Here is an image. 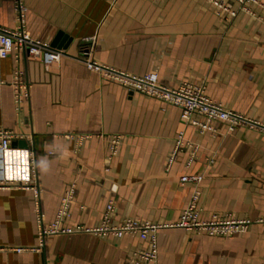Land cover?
Segmentation results:
<instances>
[{
	"label": "crops",
	"instance_id": "obj_1",
	"mask_svg": "<svg viewBox=\"0 0 264 264\" xmlns=\"http://www.w3.org/2000/svg\"><path fill=\"white\" fill-rule=\"evenodd\" d=\"M26 5L32 36L50 45L58 38L57 45L78 59L45 67L22 55L20 67L31 89L21 116L11 86L15 57L0 62L5 82L0 128L31 135L0 150V264H134L133 254L150 248L135 235L82 232L49 235L37 249L34 194L27 184H39L48 225L72 185L76 197L64 227H100L111 203L115 225L128 219L171 225L193 194V185L180 182L184 175L203 176L202 221L250 224L227 238L161 228L157 264H264V0H26ZM0 26H15L13 0H0ZM84 59L133 75L156 73L170 88L204 85L213 102L261 126L231 131L215 122V132L201 133L182 122L178 107L104 80ZM73 134L91 138H67ZM113 135L122 136L114 156ZM181 135L184 145L171 162ZM24 151L26 176L16 174L23 165L15 158L9 163L6 155ZM42 158L49 161L47 172L38 167Z\"/></svg>",
	"mask_w": 264,
	"mask_h": 264
},
{
	"label": "built area",
	"instance_id": "obj_2",
	"mask_svg": "<svg viewBox=\"0 0 264 264\" xmlns=\"http://www.w3.org/2000/svg\"><path fill=\"white\" fill-rule=\"evenodd\" d=\"M242 3L249 0H240ZM218 9L226 8L218 3H214ZM15 12V26L12 28L0 26V62L11 56L15 57L16 67L13 70L11 86L13 88L14 103L17 112L21 116L25 113V106L30 100L31 85L25 77V72L20 67L22 55L39 59L45 67H50L59 63L63 58L72 56L65 49L53 48L50 44L35 39L27 25V5L26 0H13ZM75 59H78L75 58ZM85 65L90 71L96 72L104 80L116 83L128 91L139 93L151 99L163 101L169 105L178 107L181 110V120L184 124H191L200 130L201 133L206 131L215 132L213 127L215 122H223L229 126L231 131L242 126H261L258 122L253 121L243 115L227 110L221 105L213 102L205 93V86L191 83H183L177 88H170L162 84L156 73H149L143 76L133 75L125 71L117 70L90 59H84ZM5 83L1 81L0 84ZM200 116L203 122L194 118ZM29 125V124H28ZM264 133V126H262ZM67 138L76 141H83L91 138V135H68ZM30 140V133L24 131H12L0 128V150L7 151L11 143L18 140ZM122 143V136L113 135L110 138L112 155H116ZM184 145L183 136L181 135L176 142L174 153L170 159L172 162L175 153ZM189 146V145H188ZM33 164V159L30 160ZM213 162V161H212ZM32 173L35 175V168L32 167ZM203 180L201 175H184L181 177L182 184L193 185L194 190L188 206L181 212L179 220L171 225L153 224L140 221L139 219H128L120 225L113 224V215L115 207L111 203L107 206L102 224L94 229H86L81 226L64 227L63 222L70 216V208L76 197V187L72 185L64 194L60 208L55 220L51 224L45 222V217L41 206V188L39 184L24 188H30L34 194L35 210L37 217L38 241L40 249L44 247L46 237L49 235H69L74 233H95V234H112L115 237L122 238L126 235H135L142 240L148 241L150 248L148 250H138L132 256L134 264H157L158 248L157 234L161 228L177 227L186 229L189 232L202 233L216 238H227L239 233L243 228L250 224L248 221H237L235 219H219L213 217L209 221L200 219L202 207L200 184ZM13 251L18 253L36 249L14 248Z\"/></svg>",
	"mask_w": 264,
	"mask_h": 264
},
{
	"label": "clouds",
	"instance_id": "obj_3",
	"mask_svg": "<svg viewBox=\"0 0 264 264\" xmlns=\"http://www.w3.org/2000/svg\"><path fill=\"white\" fill-rule=\"evenodd\" d=\"M7 157L9 158V163H11L12 158H15L17 161H19L23 167H18L16 170V174L19 175L21 172L27 175L28 171V159H29V153L27 151L24 152H7L6 153ZM62 156L66 157L69 155L67 149H64V151L61 153ZM38 167L42 172H47L49 169V161L47 158H42L39 161ZM9 174H12L11 168L9 169Z\"/></svg>",
	"mask_w": 264,
	"mask_h": 264
},
{
	"label": "water",
	"instance_id": "obj_4",
	"mask_svg": "<svg viewBox=\"0 0 264 264\" xmlns=\"http://www.w3.org/2000/svg\"><path fill=\"white\" fill-rule=\"evenodd\" d=\"M61 34L58 35V37L60 36ZM58 41V38L56 39V41H54V43L51 44V46L53 48H56V49H62L60 48V45H57V42ZM66 50V49H65ZM16 142H13V144H15ZM19 143H21L25 148L28 147L27 145V142L26 141H20Z\"/></svg>",
	"mask_w": 264,
	"mask_h": 264
}]
</instances>
